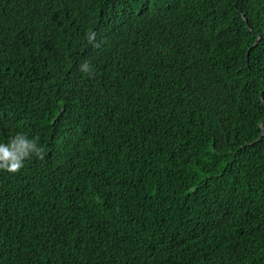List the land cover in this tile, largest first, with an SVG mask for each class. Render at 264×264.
Wrapping results in <instances>:
<instances>
[{
  "label": "trees",
  "instance_id": "trees-1",
  "mask_svg": "<svg viewBox=\"0 0 264 264\" xmlns=\"http://www.w3.org/2000/svg\"><path fill=\"white\" fill-rule=\"evenodd\" d=\"M14 130L0 264H264V0H0Z\"/></svg>",
  "mask_w": 264,
  "mask_h": 264
},
{
  "label": "clouds",
  "instance_id": "clouds-1",
  "mask_svg": "<svg viewBox=\"0 0 264 264\" xmlns=\"http://www.w3.org/2000/svg\"><path fill=\"white\" fill-rule=\"evenodd\" d=\"M84 73H91L88 63L80 66ZM44 148L38 135H31L27 131L14 130L3 140H0V171L17 173L25 162L33 157L43 158Z\"/></svg>",
  "mask_w": 264,
  "mask_h": 264
},
{
  "label": "water",
  "instance_id": "water-1",
  "mask_svg": "<svg viewBox=\"0 0 264 264\" xmlns=\"http://www.w3.org/2000/svg\"><path fill=\"white\" fill-rule=\"evenodd\" d=\"M255 45V44H254ZM247 55H248V53L246 54V60H247ZM262 135L264 136V131H262Z\"/></svg>",
  "mask_w": 264,
  "mask_h": 264
}]
</instances>
